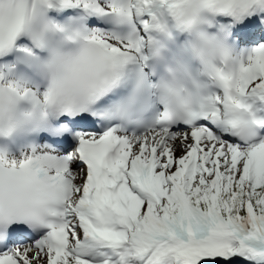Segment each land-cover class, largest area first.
I'll use <instances>...</instances> for the list:
<instances>
[{"label": "snow or ice", "instance_id": "snow-or-ice-1", "mask_svg": "<svg viewBox=\"0 0 264 264\" xmlns=\"http://www.w3.org/2000/svg\"><path fill=\"white\" fill-rule=\"evenodd\" d=\"M0 264H264V0H0Z\"/></svg>", "mask_w": 264, "mask_h": 264}]
</instances>
